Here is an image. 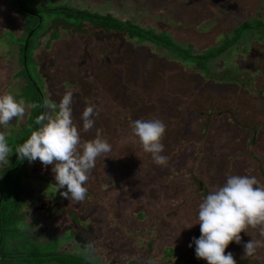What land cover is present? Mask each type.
Here are the masks:
<instances>
[{"label":"rangeland","instance_id":"1","mask_svg":"<svg viewBox=\"0 0 264 264\" xmlns=\"http://www.w3.org/2000/svg\"><path fill=\"white\" fill-rule=\"evenodd\" d=\"M202 1L203 0H34V4L36 6H44L50 3H54L56 5H64L70 2L72 6L79 9L88 10L92 13H101L105 15L108 12L111 14L113 13L121 20H133L135 24L141 25L142 27H152L157 31L164 30L168 33H171V31L178 32L183 36H186L188 40L190 37V40H192L197 48V54L209 51V48L218 47L224 43L223 39H211V37L205 36H201L202 39H200L201 37H194L193 35H199L196 34L197 31L199 32L200 30H205L208 28H219L217 34L219 38V35L221 34L220 27L223 25L226 26V30H229V35H233L234 29L237 28L244 20L251 18V14H255L256 12L264 13V0H242L244 3H241V0H226L230 2L226 3L228 5V9H222L220 11L210 9L211 4L209 6L203 7L201 3ZM208 1L210 0H207V2ZM187 16L192 17L190 23H185L181 20L183 18H186ZM194 19L196 21H194ZM25 24L26 23L23 19V16L18 12L16 6H14L10 0H0V32L5 28L0 33V64L2 63V65H7L8 68V72L6 75H0V91L1 88L6 84V80L8 79V77L12 80L13 77H15V75L21 69L20 51L18 47H16V45H13L14 38L11 39L13 35L9 32L8 29L13 32H17V35L20 36ZM100 37L103 38L102 36ZM101 38L93 39V42H91V44L89 43L87 46H85L82 38L80 39L76 35H71L70 38H67L66 40H63L62 42L57 44V46L54 48L55 54H57L54 56L57 58H55L54 56L51 57L56 59V62L58 63H56V65L50 70V75H52V77H58V83L63 85L57 86L52 89V91H56L57 93L55 94V100L53 98L54 94L51 96H47L46 94L45 99H49L52 102L58 103L66 92H71L73 94L71 105V107L73 108L72 119L75 120L76 125H74L77 127V129L82 126L81 124L83 122L80 117L85 107L89 105L94 107L96 113L93 116L94 123H96L101 116L99 112H104L105 114H107L105 116L109 117V120H105L104 122V124H108L106 129L109 133L111 132V129H109L110 126L118 131V125H121V140H126V149H129L138 141L137 138L132 136L131 129V122L138 119H159L164 124H167L166 127H169L171 131H174L175 133L179 132L180 127V134H175L174 136L178 135L177 138L183 137L184 139H181V141L179 140L178 143L176 141L165 142L164 139L167 138V140H169V138L171 137L170 130L165 131L161 142L164 145V151L162 154L168 158L167 165L157 168L159 169L157 172H155L157 169L150 172V174L154 176V180H160L162 182L161 185L163 187V191L160 194L157 190L150 189L149 195L134 197V194L136 192L139 194V190L140 192H142L143 190H141V187H144L141 185V182H143V180L141 179L143 174H139L138 169H143V166L145 164L141 159H139L144 153L139 146V148L134 149L132 152L134 163L132 159H125L126 161H124V163L122 162V167L119 164L120 168L115 167L114 169H112V173H108V175H106L103 167L97 169L94 168L96 169V171L94 173H91L89 179L86 182V185L90 186V188L92 189V195L88 196L83 203H76L71 200L69 201L61 197L59 191L56 192L51 165H48L46 167L43 166L42 168H40L39 166L37 168L34 167V179H30L29 176H31V173L29 170L25 171L26 180L21 186L24 189H27V192H33L31 199L32 201L29 200L31 204L25 206V210H27L28 208L30 209V212L26 213V215L30 217V220L28 219V223H33V227H37L35 234H39V242L41 244L44 243V250L50 249L51 247H55L56 249V237H52L51 239H49L50 236L46 235L45 233L42 234L39 229L42 227L47 230L48 227H51V225L56 226L55 223H57L59 218H41L44 219V222L39 225L35 224L31 219L34 217V215L43 217L44 215H47V213H49L52 216L56 217L57 211L55 209H59V206L62 205L59 204V202L61 201L66 209H71L72 211L77 213L82 212L83 220L89 222L86 223L84 227H81L82 229H80L78 232L79 234H84L85 232H90L93 228L96 227L95 223H98V221L102 222L101 220H103L104 216L106 217L104 207H107L109 199L112 198L110 200L115 201L114 209L112 210H115V208L118 209L119 206H123L124 204H127L128 206V208L125 210L126 212H128L127 218L124 219L122 224L117 223L115 229H120V232L118 230V233L121 234V237L123 236L125 240H123L122 238L118 239L116 235L109 231L110 229L107 231V233L111 234V237L114 239V241L115 239L118 241V248H122L124 254L136 252V255L145 257L150 252V256L155 257L156 260L151 264H207L205 260L197 259L195 257V245H193L192 248H189L188 245L189 243H191L193 237L198 238L200 236V227L199 224H196L198 205L202 201L204 196L210 191L206 188H209V178L211 177V175H214V179L218 181L216 182L214 180L216 182L215 185H221L225 182L226 178L229 175H248L257 177L255 172H263L264 170V148L263 150H257V153L260 151V153L258 154V162L255 159L251 158L245 160L244 157H240L237 155L239 146H243L242 144H240L243 141L240 140V137H242L244 141L249 143L251 140L253 141L255 139V133L251 134L250 132H241V136H239L233 131V129L226 128L224 130V134L216 133L218 144H214L208 154L203 157L201 156V158L199 159L200 154L195 153V149L184 150L183 147H180V144H182V142H185L189 139V134L191 133L190 131L193 130V127H196V121L200 122V120H192L195 118L196 113L193 112V115L191 116L189 113L186 114V112L188 111L185 110L190 109L188 107L170 109L165 104L161 108V113H158L156 107H149V103L145 102L143 100L144 98L141 99L142 97L137 93L130 92V90L126 86V81L128 80L127 74H123L121 72H119L118 74L119 77L117 75L113 76L114 81L110 85V89L107 88L108 83L105 84V87L102 85V88L104 87V91H102L95 100L94 94L86 100L78 99V96H76V90L79 88L80 83L84 84L87 79H78L77 76L78 72L80 75H82L80 71L82 67L78 65L81 64V59L83 61L81 65L87 66V63H89L91 64L90 68L94 69L102 63L106 64V62H104L106 61L107 56L105 48L113 51L114 49H119L120 47V45H117L118 43L115 40L114 42L110 40H102ZM47 41L49 40H43L44 43ZM245 47L248 48L247 45ZM141 48V51L138 50V55L140 56L139 63L136 67H134L132 73L137 72L138 76H151L150 70H153V61H155L154 67L156 68V72H159L160 70L162 72L161 68H164L166 64H159L160 62H162V56L160 55L161 49L148 43L142 45ZM229 50V53H226L224 56L218 58L211 64L212 70L216 73L219 72L220 77L222 78L216 81V83L221 86V88H219L222 90L220 92V94L223 96L222 98L227 101L238 96L239 99L242 100L244 98L240 97L241 95L238 91H236V87H231L226 92H224V89L226 87L231 86V83L229 82L228 78L225 77L224 72L230 70L231 74H243V72L247 73L248 66L243 61L245 57L250 58L251 66L252 64H254V66H259L261 69L264 68L263 65H260V62L264 59V48L260 51L253 50L255 51V53H250V50H248L249 52L246 51V54H239V50L236 47H230ZM62 52H64V54L66 55L63 54L62 56H60ZM162 54L165 60L182 61V59H179L173 53L167 50H162ZM151 59H153V61L147 63V61ZM109 62L111 63V69L116 70L115 68L118 67L119 63L115 62L114 60L113 62L115 63L111 61ZM31 66L30 71L33 78L36 79V83L38 85H41L40 81L38 80L39 77L36 75V65L34 64V66ZM193 66H195V64ZM68 67H70L71 69H68ZM97 71L98 68L93 72L94 74L92 73V77L90 76V78L88 79L90 85L93 84V79L95 80L94 77L97 75ZM161 72H159L158 74H160ZM86 73H88V71ZM105 75H103L102 77H105ZM23 83V78L15 79V81L13 82L14 91L21 90ZM65 83H69L68 87H70V84L75 83L76 87L66 91L63 88ZM131 85L132 83L129 82V86ZM237 85L241 87L238 83ZM95 87L96 89H98V91H100L101 85H96ZM21 92L24 99L25 95L23 93V90H21ZM16 97H18V93L16 94ZM125 97L127 99H124ZM52 98L53 100H51ZM112 98H115L116 100L114 101ZM155 98L156 97H154V99ZM213 98L214 100L217 99L216 96H214ZM122 99L126 101L125 103L127 104L134 103L136 107L133 109L134 104H131L128 106L130 108V112L119 111V113L109 115L110 113L107 109L112 110V107L116 106L119 103L117 101H123ZM143 106H147L148 110H145L144 113L140 114L139 112L142 111V109L140 108H142ZM25 108V111L29 109L26 107V104ZM29 114L30 116L28 117V120H26V126H22L20 125V123L19 125H17L16 122L14 123L10 121L7 126L0 127V131L5 133L7 136L8 143L13 149V154L16 146L22 144L30 136L31 131L34 130L35 127H37L34 126L33 123L31 124L30 120L34 117L33 110L30 111ZM114 122L115 124H113ZM179 123H181V126L179 125ZM262 123L264 124V121H262ZM114 125L117 126L114 127ZM100 127L103 128L101 124ZM214 127L215 126H213V128ZM81 129L83 130V127ZM216 129L218 130V128ZM262 129L264 128L262 127ZM181 134H183V136ZM216 134L215 132H213L210 135V139L213 140ZM93 135L90 136L91 139H93ZM258 137L262 141L264 140V130L260 132L256 138ZM201 149L202 148H199V151ZM116 150L118 152V146H116ZM226 150H228V152H233V159L234 162H236L231 165L236 168V171H234L235 168L231 167L230 169L232 173H230L229 175H227L226 170L228 169V166L230 164L226 165L222 162L224 158L223 152ZM213 152L214 154L218 153L217 158L209 160L208 156ZM13 154L9 157V161L0 165V172L2 167H4L7 163L10 164V161L12 162ZM119 154L121 155V152ZM135 154L137 155V159ZM146 155V159H150V164L152 165L153 161L150 154L147 153ZM117 161L119 162V160ZM25 162L26 164L24 168H28L34 163H37L38 160L31 164H29L26 160L24 161V163ZM133 164H135L137 168L136 173H133L131 171V168H134ZM147 164L148 163L146 162V165ZM41 176L42 178H40ZM258 181L261 185H264V176L260 177V180L258 179ZM203 183L207 184L203 185ZM138 186L140 187V189L137 188ZM143 197H147L148 199L146 200ZM137 199L139 200L137 201ZM135 202L137 203L134 204ZM132 207L134 208L133 210ZM178 207L181 214L184 215L181 223V225L184 226L183 231L181 230L182 227L180 226H172L169 219L172 209ZM33 208H37V211H33ZM152 209L155 210L154 213L152 212ZM99 211L101 212L100 215ZM139 214H141L140 218ZM143 218H146L143 223H139V226H137V228L135 226L133 229L132 225H137V220ZM170 218H172V216ZM45 219L47 221H45ZM72 220H74V218ZM114 221H111L113 225ZM175 221L179 220L175 219ZM60 223H63L62 220H60ZM68 224L72 225V221L70 220V218H68L67 222L65 223V225ZM99 224V229H95V233L97 232L96 234H98V232L100 231L101 226L105 225L104 222ZM256 228L260 229L261 226H257ZM130 234H133L134 237H131ZM125 235L127 236L128 240H126L127 238L125 237ZM240 235V244L232 242L226 248V253L231 252L233 254V257L239 258L238 262L241 261V258L246 259L249 257L244 256L242 249L245 241L249 239V235H247L246 237V234L244 232H241ZM70 236L71 233H69V236L67 237ZM136 236L138 237V239ZM87 237L88 236L84 237L86 240L83 238V240L88 243L87 245H83L84 247H91V249H93L101 243V240L93 237V235L90 237V239H88ZM259 242L260 243L255 254L252 255L253 259L248 258L250 260V263L255 262L256 264H264L263 236H261V241ZM134 245H136V247H134ZM129 248L130 250H127ZM172 248L174 249L171 250ZM164 252L169 255L172 254V258L163 257ZM100 256L101 252H98L96 256H93L94 258L100 259L99 261H97V263L104 262V258ZM113 256H108L106 264H118L117 259ZM130 258L131 257L129 255L127 259ZM98 259H94V261ZM244 262L247 263L248 260Z\"/></svg>","mask_w":264,"mask_h":264},{"label":"trees","instance_id":"2","mask_svg":"<svg viewBox=\"0 0 264 264\" xmlns=\"http://www.w3.org/2000/svg\"><path fill=\"white\" fill-rule=\"evenodd\" d=\"M10 1L23 16L26 24L20 36L17 35V32L8 29L13 35L11 39L14 38L13 45H16L20 51L21 69L12 80L8 77L6 84L1 88L0 95L10 93L16 96L18 93L17 99H23L21 92L23 90L25 95V100H23L26 107L29 108L25 111L22 118H14L12 122H16L17 125L20 123V125L26 126V120L30 116L29 113L33 110L34 117L30 120L31 124H34L35 118L45 111L43 101L46 94L47 96L54 94L53 98L54 100L56 99L55 94L57 93L56 91H52V89L63 84L58 83V77L50 75V70L58 63L56 59L51 57L57 55L54 48L58 43L70 38L71 35H76L80 39L82 38L85 46H87L93 42V39H99L102 36V40L117 41V45H120V47L113 51L105 48L107 55L105 62L107 65L102 63L96 68L91 69V64L87 62H85L87 66L81 65L83 63L81 59V64L78 65L82 67L79 66L82 75L78 72L77 76L78 79H87L84 84L80 83L79 88L76 90L78 99L86 100L94 94L95 100L104 91L106 83H108L107 88L110 89L109 87L114 81L113 76L117 75L119 77V72L127 74L128 80L126 81V86L130 92L140 95L141 99L144 98L143 100L149 103V107H156L158 113H161V108L164 104L170 109L188 107L190 111H185H188L186 114L189 113L191 116L193 112L196 113L195 118L191 119L200 120V122L196 121V127H193V130L190 131L189 136L191 141L200 143L205 137L209 140L213 132L215 134H224L226 128L233 129L239 136H241V132L255 133V139L249 143L240 137V140H243L240 144L243 146H239L238 156L243 155L245 160L251 158L258 162L260 151L257 153V150H263L264 148V140L262 141L259 137L256 138L264 130L262 129V127L264 128V124L262 123L264 121V68L261 69L259 66H254V64L251 66L250 58L245 57L243 61L248 66L247 73L231 74L230 70L223 71L225 77L231 83V86L226 87L224 92L231 87H236V91L241 95L240 97L244 98L241 100L236 96L231 100L225 101L220 94L222 91L220 89L221 86L216 83V81L222 78L219 72L216 73L212 70L211 64L226 53H229L230 47H236L239 50V54H246L245 52H249L248 50H250V53L262 50L264 48L263 12L251 14V18L244 20L234 29L233 35H229V30H226V26L223 25L220 27L221 34L219 38L217 36L219 28H208L199 32L197 31L196 34L199 35H193L194 37L205 36L211 37V39H223L224 42L218 47L209 48V51L197 54V48L192 40H190V37L189 41L186 36L178 32L171 31V33H168L164 30L157 31L152 27H142L135 24L133 20H121L113 13L108 12L106 15L92 13L88 10L74 7L70 2L64 5L50 3L44 6H36L34 0ZM201 3L203 7L211 4L210 9L220 11L222 9L227 10L228 5L226 3L230 2L226 0H210L208 2L207 0H203ZM241 3L244 2L241 0ZM181 20L185 23H190L192 17L187 16ZM194 21L196 20L194 19ZM45 39L49 41L44 43L43 40ZM145 43L161 49L162 62L159 64L163 63L166 66L164 68L160 67L162 72L160 70L159 72L161 73L158 74L159 72H156V68L154 67L155 61L153 59L148 60L147 63L153 61V70H150L151 76L148 77V82L143 84L141 78L137 74L132 73V71L139 63L140 56L138 55V50L141 51V46ZM246 45L248 48L245 47ZM162 50L173 53L176 57L182 59V61L165 60ZM63 54L64 52L60 56ZM113 60L119 63L118 67L115 68L116 70H112L110 66L111 63L109 61L113 62ZM263 60L260 62V65L264 66ZM34 64L37 67L36 75L39 77L38 80L41 85L36 83V79L31 74L30 66H34ZM194 64L195 66H193ZM97 68V75L94 77L95 80L93 79L91 86L88 79L90 76L92 77V73ZM68 69L71 68L68 67ZM7 70V65H2L1 63L0 75H6ZM87 71L88 73H86ZM103 75L105 77H102ZM17 78H23L24 83L21 90L14 91L13 82ZM129 82L132 83L131 86H129ZM68 85L69 83H65L63 86L66 91L76 87L75 83L70 84V87ZM96 85H101L100 91L96 89ZM102 85L104 86L103 88ZM214 96L217 99L214 100ZM154 97L156 98L154 99ZM124 99L127 98L125 97ZM113 100L115 101L116 99L114 98ZM117 102L119 103L112 107V110L107 109L110 113L109 115L119 113V111L130 112L128 106L134 104H127L124 100ZM135 107L136 105L134 104L133 109ZM140 109L142 111L139 113L142 114L145 110H148V107L143 106ZM34 126L36 125L34 124ZM213 126L215 127L213 128ZM103 158L105 157H99L97 162L99 163ZM9 163L2 167L0 172V264H106L109 255H114L113 257L117 259L118 264H151L156 261L155 257L150 256V252L145 257L136 255V252L124 254L123 249L118 248V241L116 239L114 241L111 234L107 233L110 229L109 231L116 235L118 239L122 238L125 240L118 233L120 229L115 230L117 223L122 224L124 219L127 218L122 206H120L121 209H118L120 212H117L121 213L119 217L117 216L118 214L116 215L117 217H110L106 213V217L104 216L105 221H98V223H95V228L84 234H79L78 232L82 229L81 227H84L89 222L81 218L82 212L77 213L71 209H66L61 201L59 204L62 205L59 206V209H55L57 211L56 217L49 213L43 217L33 214L34 217L31 219L35 224L39 225L44 222V219L41 218H59L57 223H55L56 226L51 225L47 230L42 227L39 229L42 234L45 233L50 236L49 239L56 237L55 239L57 240L56 249L55 247H51L44 250V243L41 244L39 242V234H35L37 227H33V223L29 224L28 218L25 215L27 211L25 210V206L31 204L29 200L32 199L33 192H27V189L21 186L26 180L25 171L29 170L31 176H28L30 179H34V167L37 168L39 166L42 168L43 166L38 161L32 166L24 168L26 162L18 161L15 153L13 154L12 162L10 161ZM260 172H255L257 180H260V177L264 176V170L261 174ZM36 209L33 208V211H37ZM67 217L72 221V225H65ZM73 218L74 220H72ZM145 219H138L137 225H132V228L134 229L135 226L137 228L138 224L143 223ZM60 220L63 223H60ZM45 221L47 220L45 219ZM111 221H114V225ZM103 222L105 225L101 226L100 231L96 234L95 229H99V223ZM69 233H71V236L67 237ZM92 235L101 240V243L93 249L91 247H84L83 245H87L88 243L83 238L88 236L87 238L90 239ZM130 236L134 237L133 234H130ZM125 237L127 238L126 235ZM130 248L127 250H130ZM98 252H101V256L104 258L103 263H97L100 259L93 257ZM129 255L131 258L127 259ZM172 256V254L169 255L166 252L163 254L165 258H172ZM94 259L98 260L94 261Z\"/></svg>","mask_w":264,"mask_h":264},{"label":"clouds","instance_id":"3","mask_svg":"<svg viewBox=\"0 0 264 264\" xmlns=\"http://www.w3.org/2000/svg\"><path fill=\"white\" fill-rule=\"evenodd\" d=\"M72 93L66 92L58 103L49 99L43 101L45 109L35 118L37 126L30 136L16 146L14 153L18 161L29 164L37 160L42 166L51 165L55 190L61 197L83 203L88 194L85 186L97 159L109 154L112 149L102 138L100 130L95 138L81 142L79 131L72 119ZM25 114V102L13 94L0 95V127L20 119ZM94 107L84 108L80 119L83 131L94 127ZM132 136L138 139L142 150L150 154L152 161L166 166L168 158L163 155L161 142L166 125L159 119L135 120L131 122ZM13 154L5 133L0 132V165L9 161ZM28 208L26 213H29ZM25 213V215H26ZM30 220V217L26 215ZM200 236L193 237L188 247L195 245V257L207 264H237L231 252L225 250L232 242L241 243V232L261 226L264 236V185L255 176L229 175L222 185L209 191L198 205L197 223ZM194 224V225H196ZM192 225V226H194ZM191 226V227H192ZM189 227V228H191ZM259 241L243 244L244 256L255 254Z\"/></svg>","mask_w":264,"mask_h":264},{"label":"flooded vegetation","instance_id":"4","mask_svg":"<svg viewBox=\"0 0 264 264\" xmlns=\"http://www.w3.org/2000/svg\"><path fill=\"white\" fill-rule=\"evenodd\" d=\"M104 65H106V64H104ZM134 74H137L138 75L137 72L134 73ZM139 77L143 81V84H146V82H148V76L143 75V76H139ZM99 113L101 114V116L99 117V120H97V122L94 123V127L92 129H90L89 131L85 132V131H83L81 129L82 128V126H81L78 129V131H79V135H80L81 142L83 143L85 141L92 140L90 138V136L93 135V134H94L93 135V139H94L95 138V135H96V131L97 130H100L101 131V134H102V138L106 139L108 141V143L111 145L112 151L109 154L103 155L105 158H103L102 161H100L99 163L96 162V166H95L96 169L97 168H100V167H103L104 168V171L106 172V175H108V173L109 174L112 173V169H114L115 167L120 168V165L122 167V162L124 163V161H126L125 159H128V160L129 159H132L133 160V163H134V158L132 157V155H133L132 152H133L134 149L139 148V147L142 150V147L139 144V142L137 141V143H135L132 147H130V148L128 147L129 149H126V144H127L126 143V140H123V141L121 140V138H122V135L120 134V126L121 125H118V128H119L118 131H116L115 128H112V126H110L109 129H111V132L109 133L108 130L106 129V127H107L108 124H104L105 120H109V117H106L105 115H107V114H105L104 112H99ZM73 122L76 125L75 120H73ZM99 122H100V124H101V126L103 128L100 127ZM113 124H115V122ZM179 125L181 126V123H179ZM116 126L117 125H114V127H116ZM166 130H170L171 131V129L169 127L168 128L166 127ZM180 132H181V130H180V127H179V132L175 133L173 131L172 134H170L171 137L169 138V140H167V138L164 139L165 142H167V141H176L178 143L179 140L181 141V139H184V138L183 137L182 138L181 137L180 138H177L178 135H176V136H174V135L175 134H180ZM181 135L183 136V134H181ZM216 137H217V134L215 135V137H214L213 140H211V139L210 140H207L206 137H205L203 139V141H201L200 143H198L196 141L195 142L194 141H191L190 140V136H189V139L186 140L185 142H182V144H180L181 145L180 147L181 148L183 147L184 150H187V149H192L193 150V149H195V153L200 154V156H199V159H200L201 156L203 157V156H206L208 154V152L212 149V147L214 146V144H218V141H217V138ZM116 146H118V152L116 150ZM199 148H202V149L199 151ZM120 152H121V155L119 154ZM142 152L144 154L139 159H141L145 164L143 166V169L142 168H138V169H139V174H141V173L143 174V176L141 178L143 180V182H141V181L140 182H141V185L144 186V187H141V190H143V191L140 192V190H139V194L136 192L134 194V197H142V196L149 195L150 189L157 190L159 194L162 193V191H163V187L161 185L162 182L160 180H154V176L152 174H150V172L152 170H156L160 166L159 165H156L154 162H152V165H151L150 164L151 163L150 159L147 160L146 157H145V156H147L146 155L147 153H145L144 151H142ZM212 154L214 155V157H213ZM217 155H218V153H215V154H214V152L211 153L208 156L209 157V160L210 159H216L217 158ZM223 155H224V158H223V161L222 162L224 164H226V165H229L230 164L228 166V169L226 170L227 175H229L230 173H232L230 168L231 167L232 168H235V167H233L231 165L234 164V163H236V162H234V159H233V152H228V150H226V151L223 152ZM237 155H238V153H237ZM195 156H194V159H195ZM240 157H243V155H241ZM121 158H123V159L121 160ZM136 159H137V155H136ZM116 160H120V161L118 162ZM97 161H98V159H97ZM113 161H115V162L113 163ZM146 162L148 163L147 165H146ZM103 163L106 164V165H104ZM133 165H134V168H131V171L133 173H136L137 172V168H136L135 164H133ZM96 169H92L91 173H94L96 171ZM158 170L159 169H157L155 172H157ZM234 171H236V168L234 169ZM214 180H215L214 179V175L213 176L211 175V177L209 178V184H208L209 185V188L206 187L210 191L212 189H214L215 187L219 186V185H215L216 182H218V181L215 180L216 181L215 182ZM220 183H222V182H220ZM204 184L205 183H203V185ZM85 186L88 188L87 197L88 196H91L92 195V191H91L92 189L88 185H85ZM155 186L158 187V188H156ZM137 188L140 189L139 186ZM87 197H86V199H87ZM143 198H145L146 200L148 199L147 197H143ZM138 200L139 199H137V201ZM112 201L113 200H110L109 199V202L107 203V207H104L105 213H107L110 217H114V216L115 217H117V216L119 217L121 213H117V212H120L118 209H121V207L119 206L118 209L115 208V210H112V209H114V202H115V201H113V202ZM136 203L137 202H135L134 204H136ZM122 207H123L124 213L126 214V216H128V212L125 211L128 208L127 204H124ZM135 207H136V205H135ZM133 209L134 208L132 207V210ZM144 211H146V210H144ZM152 212L154 213L155 210L152 209ZM100 213L101 212L99 211V215H100ZM170 215L172 216V218H170L171 216L169 217L172 226H177V227L180 226V227H182L181 230L183 231L184 230V226L181 225V223H182V220L184 218V215L181 214L179 207L178 208H175V209L173 208L172 209V212L170 213ZM102 216H103V214H102ZM81 218H83V215H81ZM175 219H177L179 221H175ZM101 221H105V218H103V220H101ZM186 229H187V227H186ZM246 231H247V233L249 235V239H248L249 241L251 239H253L254 241H261L260 229L249 227V228L246 229ZM251 235H252V238H251ZM246 237H247V235H246ZM248 240H246L245 243L248 242ZM242 249H243V247H242ZM225 253H226V250H225ZM248 258H252L253 259L252 256H249ZM248 258H246V259L241 258L240 259L241 261L238 262L239 258L238 257H234V259L236 260L237 264H256L255 262L254 263H250V260ZM247 260H248V262L245 263L244 261H247Z\"/></svg>","mask_w":264,"mask_h":264}]
</instances>
